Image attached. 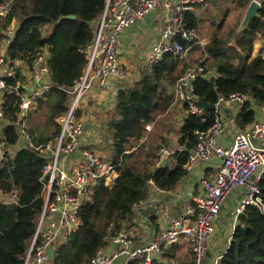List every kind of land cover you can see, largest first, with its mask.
Here are the masks:
<instances>
[{
    "label": "trees",
    "instance_id": "obj_1",
    "mask_svg": "<svg viewBox=\"0 0 264 264\" xmlns=\"http://www.w3.org/2000/svg\"><path fill=\"white\" fill-rule=\"evenodd\" d=\"M5 1L0 0V4ZM105 1L13 0L6 17L0 19L2 29L17 22L15 36L7 47L10 59L30 64L38 49L47 47L51 82L55 87L72 88L83 74L86 65L83 50L92 41L93 26ZM250 1L230 0V5L245 10ZM259 3L257 16L243 30L237 31V27L233 33L234 44L224 43L213 35L204 47L207 57L201 58L208 78H198L193 83V95L198 102L215 105L219 97L244 96L235 122L241 131L256 121L257 109L264 106V53L254 54L253 48L257 38L264 39V0ZM187 24L197 31L199 20L187 15ZM222 25L223 22L217 29ZM187 67L177 56L164 54L151 70H142L136 81L118 90L117 119L108 123L107 129L112 146L109 161L116 166L118 177L110 189L103 180L92 188L80 208L78 231L56 249L51 264H88L107 245L110 235L130 226L137 215L136 208L148 200L150 182L169 193L188 176L185 165L196 142L194 132L210 128L215 117L213 111L204 121L194 114L185 117L178 127V148L166 160L161 154L163 145L168 146L164 136L158 134L153 141H143L147 137L145 126L172 108V88ZM17 81H22L19 73L7 80V85L13 86ZM55 87L45 100L37 102L32 112L45 108L43 123L35 125L28 115L30 111L23 117L33 146H20L0 162V191L4 194L13 189L18 191L16 204L0 206V264H23L42 209L39 178L45 160L35 148L44 147L57 137L60 127L56 120L65 114L69 102L68 95ZM4 96L1 107L8 125L2 137L6 147L11 148L19 138V103L12 93ZM134 144H138L136 149L125 153L126 147ZM258 186L264 203V173ZM150 220L155 222L154 214ZM189 255V262H178L176 249L171 246L165 249L162 260H154L152 264H193ZM219 264H264V210L254 206L244 210Z\"/></svg>",
    "mask_w": 264,
    "mask_h": 264
},
{
    "label": "built area",
    "instance_id": "obj_2",
    "mask_svg": "<svg viewBox=\"0 0 264 264\" xmlns=\"http://www.w3.org/2000/svg\"><path fill=\"white\" fill-rule=\"evenodd\" d=\"M12 1L6 0L0 4V19L6 17ZM203 1L106 0L93 26L92 41L83 50L86 59L83 74L72 88L67 89L55 87L51 82L47 47L39 48L30 64L19 59L11 60L7 47L15 36L17 22H12L4 29L0 27V162L20 146H33L23 117L39 100H45L54 87L69 97L67 111L56 120L60 127L57 137L46 146L35 148L45 160L39 178L43 204L23 264H49V248H53L55 255L56 249L78 231L80 208L92 188L103 180L104 186L110 189L118 177L115 165L101 158L93 149L81 145L83 126L77 115L84 96L93 86L108 91L115 81L126 79L127 72L119 61L124 31L145 17L154 15L158 20L157 34L153 45L142 53V66L151 70L164 54H172L183 60L194 46L203 49L204 43L199 41L196 31L188 28L187 24V15L195 16L196 5ZM261 39L264 44V39ZM202 62L200 60L187 67L172 88V106H180L185 114L179 126L188 114H194L204 121L210 112L204 111L193 95L194 81L208 78ZM17 73L21 75L22 81H17L13 86L7 85V80L14 78ZM10 93L17 97L19 103V138L14 147L7 148L2 131L8 121L1 105L4 95ZM244 101L245 97L238 94L219 97L214 105L215 117L210 128L194 132L196 142L188 156L186 172L189 175L195 167L203 165H212L215 171L212 179L204 176L200 178L203 195L190 200L179 218H172L167 209L161 207L157 212L156 234L148 243L132 245L131 234L127 230L114 232L107 244L118 246L117 250L107 253L101 249L88 264H113L117 258H123L125 264H152L154 260H162L165 249L178 244L181 239L190 247L193 264H219L223 255L215 256L210 263H204L203 257L215 233V221L230 193L238 188L244 191L242 200L230 213L233 228L228 243L239 216L248 206L264 210L258 186L264 173V122L255 121L245 131L238 132L229 146H222L219 142L224 124L218 116V108L223 104H235L241 108ZM150 124L145 126L146 132L150 131ZM135 149V146H128L125 153ZM171 153L169 150L161 151L164 156ZM17 202V190L5 194L0 191V206ZM143 206L145 204L138 206L136 211Z\"/></svg>",
    "mask_w": 264,
    "mask_h": 264
},
{
    "label": "crops",
    "instance_id": "obj_3",
    "mask_svg": "<svg viewBox=\"0 0 264 264\" xmlns=\"http://www.w3.org/2000/svg\"><path fill=\"white\" fill-rule=\"evenodd\" d=\"M255 1L259 3L260 0ZM205 3L206 0L197 4L196 7H203L205 6ZM230 7L233 8L232 5H230L229 8ZM247 7L245 10H243V16ZM196 15L197 11L195 16ZM157 26L158 20L154 15H150L145 17L137 24L126 29L120 41L119 51L120 64L127 72L126 79L120 82L115 81L111 89L108 91L100 90L96 86H93L86 93L82 100L77 115L83 126V133L80 137V143L83 147L93 149L103 159H110V151L112 146L110 134L107 133V129L108 123L117 119L115 104L118 90L124 88L125 86L131 85L139 78L141 71L139 73L137 68L138 66L142 65V53L148 47L153 45L157 34ZM237 31H240L239 26ZM208 41L209 40H206V43ZM261 41V37L254 41L253 48L255 51L257 50V52H259L258 50L261 48ZM203 43L205 44L204 41ZM232 44H234V42H232ZM255 51L254 54L257 53ZM32 110H36V107H34ZM182 110L183 109L180 106H177V108L173 110L177 115L178 127L181 118L185 115ZM239 111L240 108H238L235 104H223L218 108V116L222 119L224 124V132L219 139V142L222 146L231 145L234 136L238 132H241L235 123ZM169 112L170 110L165 114ZM256 121L264 122V106L258 110L256 114ZM100 133L103 135L101 139ZM143 141L146 143L147 137ZM167 157V155H163L164 160H166ZM214 173L215 171L212 165H203L201 167L197 166L188 176L185 177L184 180L178 184L175 190L169 193H164L158 190L150 182L148 184L149 197L145 203V206H143V209L152 206V204H159L156 212L153 213L155 215V222L153 223L150 220L151 215H153L152 213L147 214L144 217L137 213L139 218L138 221L135 222L136 224L137 222H140L141 226H138L136 229L130 227L131 225L124 228L131 234L132 245L148 243L154 238L157 230V212L161 207H165L168 214L172 218H179L190 200L197 199L203 195V191L199 184L200 178L204 176L208 179H212ZM243 194L244 191L241 188L235 189L230 193L226 202L223 204L220 214L215 221V233L208 243L207 250L203 257L204 263H210L215 256L223 255L229 246L228 237L233 228L230 213L242 200ZM117 248L118 246L108 243L103 248V250L107 253H113L117 250ZM174 248L176 249L175 260L178 262H182L184 260L185 262L190 261L189 254L192 255V253L190 251L189 245L183 239H181L178 244L174 245ZM113 264H125V260L123 258H117Z\"/></svg>",
    "mask_w": 264,
    "mask_h": 264
},
{
    "label": "rangeland",
    "instance_id": "obj_4",
    "mask_svg": "<svg viewBox=\"0 0 264 264\" xmlns=\"http://www.w3.org/2000/svg\"><path fill=\"white\" fill-rule=\"evenodd\" d=\"M203 7H196L197 9V19L199 20V27L196 31L199 41H204L205 44H203V49L201 46H194L192 50L187 55V58L183 59V62L186 63L189 66H193L194 64L198 63L201 58H206L207 56L204 53V47L206 44L212 39L213 35L216 34L217 39L224 43L232 44L233 42V33L236 31L237 27L241 23L242 16L244 11L240 9L228 8L230 5V0H216L209 2L206 1ZM223 22V25L221 29H217L218 25ZM1 24V22H0ZM206 40H209L206 43ZM261 48L258 51H261L264 53V44L263 42L260 44ZM255 51V50H254ZM257 52V50L255 51ZM209 64H207L208 66ZM140 65L138 66L137 70L142 71L145 68ZM206 66V67H207ZM178 105L172 106V110H170L169 113L160 115L156 117L154 122H152L150 131L146 132L147 135V141H153L157 138V135L160 134L165 137L166 141L168 142V146L165 143L162 150H169L174 151L178 148L177 145V138H178V123H177V115L173 111L177 108ZM34 110H30V113L28 115H31L34 124L38 125L40 122H44V113L45 108H42L38 110V112L32 113ZM183 111V110H182ZM79 120V118L77 117ZM80 121V120H79ZM171 121V122H170ZM103 137L102 133H100V139ZM170 144V145H169ZM133 146H138V144H134ZM106 160V159H104ZM109 161V160H106ZM149 197V191L147 194V198ZM138 216L135 214V217L130 224L132 228L136 229L138 226H141L140 222L138 221ZM133 229V230H134ZM183 243V242H181ZM185 252V251H184ZM49 264H51L49 262Z\"/></svg>",
    "mask_w": 264,
    "mask_h": 264
},
{
    "label": "water",
    "instance_id": "obj_5",
    "mask_svg": "<svg viewBox=\"0 0 264 264\" xmlns=\"http://www.w3.org/2000/svg\"><path fill=\"white\" fill-rule=\"evenodd\" d=\"M261 6H260V3H258L257 1L255 0H252L250 2V4L248 5L246 11H245V14L243 16V19L239 25V29L240 31L243 30L247 24L251 21V19L255 18L258 14V11L260 10ZM69 19H74L73 16H69L68 17ZM198 105L204 110V111H214L215 110V106L214 105H211V104H207V103H204L202 101H199L198 102ZM116 180V178H115ZM159 204L156 203V204H152V206L146 208V209H143V208H139L137 213L141 214L142 217L146 216L147 214H150V213H155L157 208H158ZM48 258L50 261H53L54 258H55V255H54V250L52 247L49 248L48 250Z\"/></svg>",
    "mask_w": 264,
    "mask_h": 264
}]
</instances>
